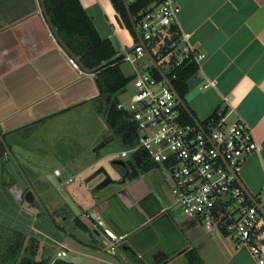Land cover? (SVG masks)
<instances>
[{
  "label": "crops",
  "instance_id": "1",
  "mask_svg": "<svg viewBox=\"0 0 264 264\" xmlns=\"http://www.w3.org/2000/svg\"><path fill=\"white\" fill-rule=\"evenodd\" d=\"M79 1L100 36L113 44L118 55L133 53L137 42L110 0ZM178 4L181 33L198 54L206 56L188 82L187 108L199 123L222 110L226 122L240 118L248 124L261 151L248 158L238 177L249 194L259 196L264 189V0H178ZM43 7V0H0L3 136L48 118L77 115L81 109H87L98 122L102 120L95 113V100L101 95L95 74L84 70L81 75L71 66V54L57 40ZM121 70L126 77H133L128 61H123ZM88 112L84 114L89 122ZM101 125L105 127L104 122ZM150 184L159 190L163 185L169 189L166 180L155 175ZM142 194L133 187L128 188V195L112 197L108 204L93 211L98 225L116 238L143 232L138 226L153 215L140 207ZM166 212V221L158 224L154 240L148 233L140 235L142 240L135 244L138 256L132 259L135 264H173L174 256L193 249L191 240L195 242L201 225L187 219L181 228L169 209ZM109 213L111 220L107 221ZM213 233L208 236L211 245L203 263L256 264L246 247L238 248L225 235Z\"/></svg>",
  "mask_w": 264,
  "mask_h": 264
},
{
  "label": "built area",
  "instance_id": "2",
  "mask_svg": "<svg viewBox=\"0 0 264 264\" xmlns=\"http://www.w3.org/2000/svg\"><path fill=\"white\" fill-rule=\"evenodd\" d=\"M180 13L178 0H156L140 13L137 25L149 54L166 77L186 61L199 66L206 58L181 33ZM177 35L180 40H175ZM133 54L136 59L126 53L124 61L133 67L136 93L118 109L130 114L138 136L135 147L123 150L121 157L144 154L155 170L162 166L168 173L164 179L172 182V186L167 183L172 206H178L188 220L207 232L221 233L238 248L246 247L256 264H264V189L250 198L237 179L248 158L261 151L252 129L240 118L226 122L222 110L216 112L220 119L210 120L206 127L183 124L182 106L166 81L156 77L145 47L137 42ZM143 59L137 67L136 61ZM69 63L84 74L75 58L70 56ZM59 175L56 171L55 176ZM63 248L67 249L66 245ZM66 256V251L57 253V259Z\"/></svg>",
  "mask_w": 264,
  "mask_h": 264
},
{
  "label": "rangeland",
  "instance_id": "3",
  "mask_svg": "<svg viewBox=\"0 0 264 264\" xmlns=\"http://www.w3.org/2000/svg\"><path fill=\"white\" fill-rule=\"evenodd\" d=\"M131 57L136 59L133 53ZM144 61L137 60L135 64L141 67ZM135 93L133 78L119 100L126 104ZM81 110L76 112L77 115L48 118L13 134L0 135L1 222L10 219L9 223L26 234L27 243L33 240L39 242L37 260L40 262L47 260V264H53L57 253L66 251L64 259L75 264H135L132 260L134 257L123 250L124 246L129 247V242L111 240L106 227L99 226L98 219L93 214L95 209L105 205L103 202L108 198L128 188L116 183L94 193L104 176L100 175L87 182L101 167L108 171L114 181L119 180L120 175L113 164L128 160L121 157L126 149L118 141H114L94 153V149L108 137L110 130L108 131L103 119L98 122V118L93 119L87 109ZM84 112H88L92 121L86 120ZM82 113L83 115H78ZM102 122L105 124V131ZM98 140L101 142L96 144ZM56 171L60 172L61 177L55 176ZM154 173L162 181L163 176L168 175L162 166L160 171ZM41 178L47 180L51 190L45 197L34 194L37 203L31 207L35 202H25L24 191L26 193L30 189V184L34 187L35 182ZM166 182L172 186L170 178ZM53 202L58 210L56 212H61L57 218L55 214H50L55 209ZM169 212L181 228L185 227L188 221L178 206H172ZM110 214L106 217L107 221L111 220ZM76 219L89 228L86 237L80 236L77 232L79 229L73 228V232L67 228ZM94 227L98 229L100 236L91 233ZM157 228L158 224H150L144 230L147 232L139 234L148 233L154 240L157 232H153V229ZM212 233L202 228L196 232L195 242L191 240L192 253L197 255L194 264H205L203 257L210 250L208 236ZM173 261V264H192L187 254L174 256ZM211 264H216V261Z\"/></svg>",
  "mask_w": 264,
  "mask_h": 264
},
{
  "label": "trees",
  "instance_id": "4",
  "mask_svg": "<svg viewBox=\"0 0 264 264\" xmlns=\"http://www.w3.org/2000/svg\"><path fill=\"white\" fill-rule=\"evenodd\" d=\"M110 1L121 22L138 42L123 0ZM153 2L156 0H135L129 4L136 25L140 22V13ZM43 4L61 44L84 70L93 71L96 76V84L101 95L95 100V110L107 124L108 131L110 130L105 141L108 144L118 141L125 149L131 150L137 143L138 131L130 119V114L118 109L121 103L119 97L126 92L127 86L133 80V77H126L121 70L125 57L118 55L113 44L100 36L79 0H43ZM173 29L176 31V27ZM175 40H180V36L177 35ZM198 71L199 66L195 62L186 61L182 66L167 73V77L185 104L188 82ZM155 75L161 79L157 70ZM181 115L183 124L197 126L184 108H181ZM212 119L216 122L220 118L215 113L208 121L201 122V126L206 127ZM127 167L145 174L151 171L154 165L146 161L144 154L133 153L127 160ZM1 215L3 214L0 211ZM9 221L10 219L1 222L0 217V264H47V260H41L42 262L37 260L39 242L32 239L31 243H27L26 234ZM75 224L82 231H89L78 219L75 220ZM192 252L193 250L186 254L194 264L197 255L194 256ZM53 264L75 263L56 258Z\"/></svg>",
  "mask_w": 264,
  "mask_h": 264
},
{
  "label": "water",
  "instance_id": "5",
  "mask_svg": "<svg viewBox=\"0 0 264 264\" xmlns=\"http://www.w3.org/2000/svg\"><path fill=\"white\" fill-rule=\"evenodd\" d=\"M123 3H124V5H125V7H126V10H127V12H128V15H129V18H130V21H131V24H132V27H133V29H134V32H135V34H136V36H137V39H138V41H139V43L143 46V47H145V49H146V53H147V55H148V57L150 58V60H151V62H152V64H153V66H154V68L159 72V74L161 75V77L166 81V83L171 87V89L174 91V93H175V95H176V97H177V99H178V101H179V103L181 104V106H182V108H184L186 111H187V113H189V115H190V117H191V119L194 121V123L198 126V127H201V124L199 123V121L191 114V112L189 111V109L187 108V105L185 104V102L181 99V97L179 96V94L177 93V91L175 90V88L173 87V85H172V83L170 82V80L165 76V74L163 73V71L160 69V67L158 66V64L156 63V61L154 60V58L149 54V52H148V49L146 48V46H145V44H144V42H143V40H142V38H141V35H140V33H139V30H138V27H137V25H136V23H135V20H134V18H133V16L131 15V12H130V6H129V4H128V2H127V0H123ZM43 12H44V14L47 16V13H46V10H45V8L43 7ZM49 20V19H48ZM49 24H50V26H51V23H50V21H49ZM56 38H57V40H58V37L56 36ZM86 72L88 73V74H93L94 72L93 71H87L86 70ZM108 143H107V141H105V138H104V141L101 143V144H99L95 149H94V153H97V152H99L100 150H102L103 148H105V146L107 145ZM114 166H115V168H117V166H119V167H123L125 170H126V172H127V174L129 175V173H130V169L127 167V164L125 163V162H123V161H120V162H115L114 164H113ZM155 171H159V170H155ZM155 171H153V172H150V173H148L147 175H144L145 177V179L144 180H142V181H145V180H148L149 182H151V177L155 174L154 172ZM100 175H103L104 176V180L101 182V184L97 187V189L95 190V192L94 193H97V192H99V191H101V190H103V189H105V188H107L109 185H111V184H116V182L112 179V177L110 176V174L108 173V171L105 169V168H103V167H101V168H99L94 174H92V176H90L89 177V179L87 180V182H89V181H92V180H94V179H96L97 177H99ZM237 179H238V181H239V183H240V185L243 187V189L245 190V188H244V186H243V184L241 183V181L239 180V177L237 176ZM34 189H35V191H36V193L38 194V195H40V196H43V197H45V196H47L49 193V191L51 190V187H50V185L48 184V182H47V180L45 179V178H41L40 180H38V181H36L35 182V184H34ZM246 191V190H245ZM246 193H247V195L250 197V198H253V196L251 195V194H249V192H247L246 191ZM128 195V190H124V191H122V192H120V193H118L117 195H114V196H112V197H117V196H124V195ZM111 197V198H112ZM111 198H108V200H106V201H104L103 202V204H108V202H109V200L111 199ZM161 199H162V203L167 207V210L168 209H170L171 207H172V200H171V198H170V190H169V192L164 196V195H161ZM34 200H35V196H34V193L32 192V191H29V192H27L26 194H25V201L28 203V204H32L33 202H34ZM165 213V212H164ZM164 215H166V213L164 214ZM136 219H137V221H139V217L137 216L136 217ZM150 224H154V217H152V218H150L148 221H146V222H144L143 224H141V225H139L138 226V229H141V227H143V232H144V230H145V228L146 227H148V226H150ZM67 228H69V230L70 231H73V228L74 229H79L77 232H79L80 233V236L81 237H86L85 235H87V233L88 232H84V231H82L80 228H78L77 226H76V224L75 223H70L69 224V227H67ZM89 229V228H88ZM155 232H157V229H153ZM90 231V230H89ZM74 232V231H73ZM91 233L92 234H96L97 236H100V234H99V232H98V229H95V230H92L91 231ZM139 233H141V232H139ZM135 234V236H132L131 237V235L130 234H126V235H123V237H115L116 239H115V241L117 240V239H120V240H122V242H129V247L128 246H124L123 247V250L126 252V254H131L133 257H136V256H138V252H137V248H135V244L139 241H141L142 239H140V234ZM83 235V236H82ZM147 236V235H146ZM108 237L110 238V236L108 235ZM146 237H144V239H145ZM147 238H148V236H147ZM111 239V238H110ZM111 240H113V239H111Z\"/></svg>",
  "mask_w": 264,
  "mask_h": 264
},
{
  "label": "flooded vegetation",
  "instance_id": "6",
  "mask_svg": "<svg viewBox=\"0 0 264 264\" xmlns=\"http://www.w3.org/2000/svg\"><path fill=\"white\" fill-rule=\"evenodd\" d=\"M125 163L127 164V161ZM155 169H157V168L153 167V169L151 171H149L148 173L153 172ZM116 171L120 175V179L116 180L115 182L118 185H123L127 188L135 187L136 189L140 190V192L144 193V194H142L143 197L139 202L140 207L145 208L146 210H149L150 213H152V215H153L152 217H154V224L157 225V224L162 223L161 225H163L165 223V221H166L165 219L167 217L164 214L165 213L168 214V212H166L167 208H165L164 204L162 203L163 201L161 199V195H163L165 193L167 194L169 192V189L167 188V186L163 185L164 187L159 190L154 184L151 185L148 180L142 181L145 179L144 175H147V174L146 173L142 174L141 172L136 171V170H130V173L128 175L126 170L123 167L118 166ZM153 180H154V178H153ZM155 184H159V183L156 182ZM29 187H30V189H28L26 191V193L29 191H32L34 194H36V191H35L33 185L30 184ZM26 193L24 191V194H26ZM24 198H25V196H24ZM34 202H35V200H34ZM36 203H37V201L33 204L35 205ZM53 206L55 209H54V211H51L50 214L51 215L55 214L56 215L55 217L57 218L60 216L61 212H56L58 210L56 209V205L54 202H53ZM62 214L65 217V214L64 213H62ZM62 216H61V218H62ZM66 219H68V217Z\"/></svg>",
  "mask_w": 264,
  "mask_h": 264
}]
</instances>
